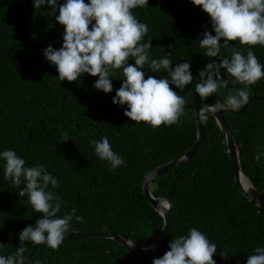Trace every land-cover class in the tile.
Wrapping results in <instances>:
<instances>
[{
    "label": "trees",
    "instance_id": "trees-1",
    "mask_svg": "<svg viewBox=\"0 0 264 264\" xmlns=\"http://www.w3.org/2000/svg\"><path fill=\"white\" fill-rule=\"evenodd\" d=\"M48 12V5L36 9L33 0H0V152L14 150L25 159L26 167L42 164L57 178L58 186L53 189L49 185L48 190L61 198L58 216L75 208L83 217L81 223L73 217L69 232L109 231L145 247L158 237L163 218L143 195L144 174L193 145V109L197 104L216 99L226 102L233 87H243L234 86L221 69L222 78L229 80L227 89H219L204 101L195 93L199 71L213 60L230 59V53L221 48L216 58L203 55L199 39L205 30L215 33L210 17L190 0H148V7L134 9L133 14L149 27L144 42L151 39L150 58L162 59L169 53L173 68L177 63H190L196 79L183 90L171 86L189 100L181 122L153 130L126 117V105L113 104L122 84L121 74L111 78L113 91L107 94L93 87L98 77L89 74L75 82H60L56 67L43 52L50 44L57 50L62 47L64 27ZM229 44L244 55L253 51L264 65V47L249 49L238 41ZM128 62L135 64L134 59ZM142 71L145 78L167 76L163 70ZM250 92L242 113L224 114L235 135L241 169L264 194V78L250 86ZM202 122L206 141L186 162L155 177L150 186L154 196L171 201L170 223L160 249L141 254L128 251L111 238L65 239L59 251L40 246L32 264H152L154 258L170 250L173 238L186 236L192 227L217 245L216 264H247L253 249L264 247V207L244 197L236 186L227 147L214 118L203 113ZM64 132L68 133L67 141ZM105 135L125 162L115 170L89 143ZM4 163L0 159V255L7 257L20 246V232L35 226L41 217L26 196L19 197L24 185L17 188L4 180ZM31 246V242L26 243L24 257ZM225 248L228 259L219 255Z\"/></svg>",
    "mask_w": 264,
    "mask_h": 264
},
{
    "label": "clouds",
    "instance_id": "clouds-1",
    "mask_svg": "<svg viewBox=\"0 0 264 264\" xmlns=\"http://www.w3.org/2000/svg\"><path fill=\"white\" fill-rule=\"evenodd\" d=\"M190 2L210 17L211 29L215 33L212 35L205 30L199 39L203 55L216 58L221 48L230 53V59H219V63L213 60L199 71L195 93L204 101L219 89H227L229 80L222 78L221 73V69H224L234 86L240 84L243 87H233L226 102L220 104L219 108L241 110L249 102L250 86L264 78V65L253 51L248 50L244 55L242 50L230 47L229 42L238 41L249 49L257 45L264 47V0ZM33 4L36 9L48 5L47 15L54 16L64 27L62 47L57 50L50 44L43 52L47 61L56 67L60 82H75L83 74H89L98 77L93 87L107 94L113 91L111 78L121 74L122 84L112 102L127 106L124 112L126 117L136 124L143 122L153 130L181 122L180 117L184 115L189 100L171 86L183 90L193 83L195 77L190 71V63H177L173 68L169 53L162 59L150 58L151 39L144 42L149 27L133 14L134 9L148 7V0H89L88 3L85 0H65L64 3H60V0H33ZM57 10L59 15H56ZM130 59H134V65L129 64ZM144 68L152 73L163 70L167 76L156 78L148 75L145 78ZM62 136L64 141L69 139L67 132ZM89 143L94 146L95 154L102 161H107L113 170L124 165L123 158L112 150L106 135L99 141L93 139ZM0 159L5 161L4 180L11 181L17 188L23 184L19 197L26 196L27 203L41 217L36 220L35 226H26L20 232V246L12 255H0V264H26L27 255L24 257V252L27 242L47 245L53 251H59L63 241L68 239L65 234L71 233L73 217L77 223L83 222V217L76 214L75 208L65 212L62 217L58 216L62 208L61 198L48 190L49 185L56 188L58 180L44 165L26 167L25 159L11 149L0 152ZM169 249L161 258H154L152 264H216L213 257L217 254V245L195 227L190 228L186 236L173 238ZM253 252L247 257V264H264V247H256ZM219 255L230 258L226 248Z\"/></svg>",
    "mask_w": 264,
    "mask_h": 264
},
{
    "label": "water",
    "instance_id": "water-1",
    "mask_svg": "<svg viewBox=\"0 0 264 264\" xmlns=\"http://www.w3.org/2000/svg\"><path fill=\"white\" fill-rule=\"evenodd\" d=\"M257 98H263L262 96H256ZM225 101L216 99L211 103H201L197 104L193 109V114L196 120V138L191 147H189L185 152H183L178 157L156 166L152 170H149L145 173L142 188L143 195L153 207L163 218V225L160 230L158 237L149 245L145 247H140L132 244L123 236L109 231H88V232H71L65 234V238L68 239H85V238H111L117 243L123 245L128 251L137 252L141 254H147L154 252L160 249L163 237L167 234V228L170 223L169 219V210L171 208V201L165 196H154L151 192L150 185L153 182L154 178L160 174L166 172L169 168L174 167L175 165H180L186 162L196 151L197 147L206 141V131L202 122L201 113H207L212 116L218 125L224 143L227 147V152L230 158L231 166L234 172L235 184L240 189L242 195L249 200H255L259 206L264 207V194L254 186L251 180L243 173L240 165V158L238 153V145L235 139V135L225 117L224 111L230 113L240 114L243 111V108L238 111L229 110L226 108H219L220 104H223ZM243 177V178H242ZM131 244V245H129ZM41 245H32L28 251L27 257L25 259L26 264H32V259L34 253Z\"/></svg>",
    "mask_w": 264,
    "mask_h": 264
},
{
    "label": "bare ground",
    "instance_id": "bare-ground-1",
    "mask_svg": "<svg viewBox=\"0 0 264 264\" xmlns=\"http://www.w3.org/2000/svg\"><path fill=\"white\" fill-rule=\"evenodd\" d=\"M243 178V177H242Z\"/></svg>",
    "mask_w": 264,
    "mask_h": 264
}]
</instances>
